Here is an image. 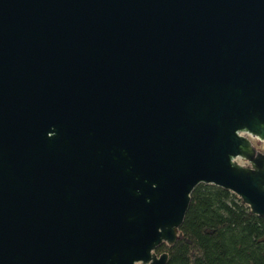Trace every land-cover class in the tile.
Returning a JSON list of instances; mask_svg holds the SVG:
<instances>
[{
    "label": "water",
    "instance_id": "95a60500",
    "mask_svg": "<svg viewBox=\"0 0 264 264\" xmlns=\"http://www.w3.org/2000/svg\"><path fill=\"white\" fill-rule=\"evenodd\" d=\"M262 123L264 0H0V264H167L200 183L264 215Z\"/></svg>",
    "mask_w": 264,
    "mask_h": 264
},
{
    "label": "trees",
    "instance_id": "16d2710c",
    "mask_svg": "<svg viewBox=\"0 0 264 264\" xmlns=\"http://www.w3.org/2000/svg\"><path fill=\"white\" fill-rule=\"evenodd\" d=\"M167 264H264V215L222 186L200 183L173 244L163 243Z\"/></svg>",
    "mask_w": 264,
    "mask_h": 264
},
{
    "label": "clouds",
    "instance_id": "9594fccd",
    "mask_svg": "<svg viewBox=\"0 0 264 264\" xmlns=\"http://www.w3.org/2000/svg\"><path fill=\"white\" fill-rule=\"evenodd\" d=\"M261 127H264V123L261 124ZM238 136L241 138H247L249 141V144L252 149L255 150V155L260 156L262 152H264V140L261 139V135H252L248 132H241L238 133ZM259 141V144L257 143ZM242 151H247L248 149L245 148V145L239 146ZM230 163L232 165H240V166H247L252 167L250 160H245L241 156H233L231 157ZM252 170H255L254 168Z\"/></svg>",
    "mask_w": 264,
    "mask_h": 264
},
{
    "label": "rangeland",
    "instance_id": "374dc122",
    "mask_svg": "<svg viewBox=\"0 0 264 264\" xmlns=\"http://www.w3.org/2000/svg\"><path fill=\"white\" fill-rule=\"evenodd\" d=\"M257 143L259 144V141Z\"/></svg>",
    "mask_w": 264,
    "mask_h": 264
}]
</instances>
